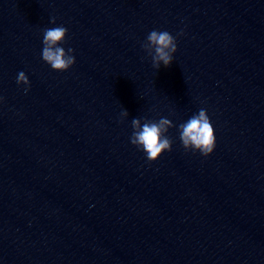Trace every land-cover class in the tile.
I'll return each mask as SVG.
<instances>
[{
	"label": "water",
	"instance_id": "obj_1",
	"mask_svg": "<svg viewBox=\"0 0 264 264\" xmlns=\"http://www.w3.org/2000/svg\"><path fill=\"white\" fill-rule=\"evenodd\" d=\"M57 25L65 71L41 58ZM153 29L177 39L160 69ZM0 97V264H264V0H0ZM201 108L207 156L175 127L156 160L130 142Z\"/></svg>",
	"mask_w": 264,
	"mask_h": 264
},
{
	"label": "clouds",
	"instance_id": "obj_2",
	"mask_svg": "<svg viewBox=\"0 0 264 264\" xmlns=\"http://www.w3.org/2000/svg\"><path fill=\"white\" fill-rule=\"evenodd\" d=\"M55 25V17L50 18ZM68 29L64 25L47 27L42 33L41 58L53 70L65 71L75 62V50L65 47ZM141 47L151 58L155 69L169 66L177 51V39L167 30L153 29L145 37ZM17 84H23L24 91L30 88L29 77L24 71H19L16 77ZM3 97H0L2 100ZM121 118L128 116L127 109H122ZM175 127L179 140L186 150L198 151L207 156L216 146V136L211 119L204 108L193 113L187 120L175 124L167 117L150 119L147 117H133L131 119V144L143 152L148 160H156L164 151H170L172 139L168 135L169 129Z\"/></svg>",
	"mask_w": 264,
	"mask_h": 264
}]
</instances>
